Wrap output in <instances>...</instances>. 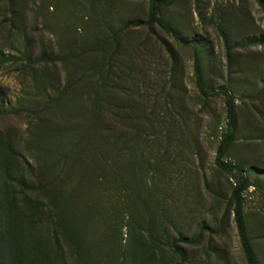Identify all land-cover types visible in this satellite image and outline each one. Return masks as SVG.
<instances>
[{"label": "rangeland", "instance_id": "rangeland-1", "mask_svg": "<svg viewBox=\"0 0 264 264\" xmlns=\"http://www.w3.org/2000/svg\"><path fill=\"white\" fill-rule=\"evenodd\" d=\"M150 14L0 0V264H264V0Z\"/></svg>", "mask_w": 264, "mask_h": 264}, {"label": "trees", "instance_id": "trees-1", "mask_svg": "<svg viewBox=\"0 0 264 264\" xmlns=\"http://www.w3.org/2000/svg\"><path fill=\"white\" fill-rule=\"evenodd\" d=\"M150 3L151 8V14L149 17L150 23H155L163 28L160 21L158 20V10L160 7L164 6L169 2V0H148ZM225 115H226V122L228 130L230 131L231 124H232V115L233 110L230 105V102L225 100ZM230 139V137H229ZM228 139V140H229ZM244 185L242 183L237 184V186L234 187L232 193H231V201H232V219L235 225L239 245L241 252L243 254V257L245 259L246 264H256L255 260L253 258V255L251 253L248 241L246 239L245 233H244V225L242 223V212H241V198L240 193L243 190Z\"/></svg>", "mask_w": 264, "mask_h": 264}]
</instances>
